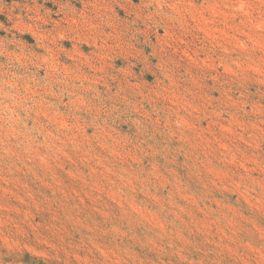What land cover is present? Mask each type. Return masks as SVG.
Segmentation results:
<instances>
[{
    "label": "rangeland",
    "instance_id": "1",
    "mask_svg": "<svg viewBox=\"0 0 264 264\" xmlns=\"http://www.w3.org/2000/svg\"><path fill=\"white\" fill-rule=\"evenodd\" d=\"M0 264H264V0H0Z\"/></svg>",
    "mask_w": 264,
    "mask_h": 264
}]
</instances>
